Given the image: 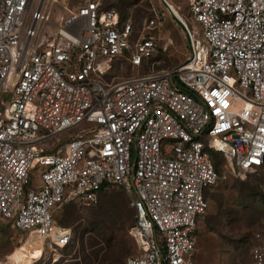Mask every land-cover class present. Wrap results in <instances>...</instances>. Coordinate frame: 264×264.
I'll return each mask as SVG.
<instances>
[{
  "label": "built area",
  "instance_id": "1",
  "mask_svg": "<svg viewBox=\"0 0 264 264\" xmlns=\"http://www.w3.org/2000/svg\"><path fill=\"white\" fill-rule=\"evenodd\" d=\"M188 9L201 33L174 15L181 65L117 77L114 61L140 70L158 52L157 18L137 30L104 0H0V221L41 241L30 264H60L71 244L57 210L94 207L111 188L135 212L139 254L125 264H197L205 191L264 165V0ZM255 238L253 264H264V233Z\"/></svg>",
  "mask_w": 264,
  "mask_h": 264
},
{
  "label": "rangeland",
  "instance_id": "2",
  "mask_svg": "<svg viewBox=\"0 0 264 264\" xmlns=\"http://www.w3.org/2000/svg\"><path fill=\"white\" fill-rule=\"evenodd\" d=\"M169 2L186 19L190 29L200 34V28L189 20V0H169ZM104 7H116L123 14L128 13L133 18V22L135 21L137 30H142L153 18H157L158 23L157 28L152 31V35L158 39L160 46L154 57L148 63L145 62L140 70H132L126 63L121 69L120 61L116 60L113 62L110 75L117 77L140 75L154 62L155 70L167 71L185 61L188 45L185 31L162 0H104ZM57 13L58 8L53 9L51 16L53 24L56 22ZM171 41L172 44H169ZM60 139L61 143L68 140L67 136ZM60 142L51 139L48 145L55 151ZM212 154L218 155L221 162L223 161L222 155ZM224 166L226 167V163ZM39 171V168L32 170L31 183L35 182L37 185ZM263 178V171L244 174L241 177H228L209 193L210 209L199 228L198 264H253L252 250L257 243L255 235L258 232L264 233V214L260 212L253 215L245 214L243 212L245 198L241 197L239 190L242 183L258 182ZM110 195L127 197L123 188H111L101 195L99 203L94 207H83L73 203L56 211V219L70 227L74 234L73 243L62 251L60 264H83L85 255L81 252V243L75 234L76 228L85 224L90 213L99 208L104 197ZM10 224L11 221H0V264H25L29 256L21 249V246L31 237L12 229ZM81 232L82 230L79 234ZM129 238L125 259L139 254V249L130 232ZM85 245L87 247L86 243ZM46 250L48 251V248ZM88 251L90 253V250ZM46 259L47 255H43L41 261ZM49 263L51 262L47 261L46 264Z\"/></svg>",
  "mask_w": 264,
  "mask_h": 264
},
{
  "label": "trees",
  "instance_id": "3",
  "mask_svg": "<svg viewBox=\"0 0 264 264\" xmlns=\"http://www.w3.org/2000/svg\"><path fill=\"white\" fill-rule=\"evenodd\" d=\"M117 10L121 15L122 20L131 18L133 21V18L129 16L128 13L123 14L120 9ZM134 23L135 21L133 22V25L134 27H136V24ZM212 159L216 171L219 175L222 176L224 172L223 167L225 164L224 159H222L223 161L221 162V158L216 154H212ZM257 171H263L264 173V165ZM221 182H224V180ZM219 183L216 186L205 191V199L209 205L208 212L210 209V200L208 195L214 188L219 185ZM105 192L106 191H103L100 194V198L101 195ZM239 193L241 194V197L245 198L243 202V209H245L243 212H245V214L250 213L251 215H253L258 212L264 214V178L258 182L254 181L251 183H242ZM133 211L134 210L130 207L127 197H119L114 195L104 197L99 208L90 213V217L87 222H85V224L83 225L78 226L75 231V234L79 238V241L81 243V252L85 255L83 264H90L91 262H95L96 264H125L126 249L130 242L129 232L135 223V212L133 214ZM56 221L61 226L70 228L63 223H60L57 219ZM200 224L198 225L197 229V251L200 239ZM81 230L82 232L79 234ZM73 241L74 234L71 244L73 243ZM85 243L87 244V247ZM88 250H90V253ZM197 259L196 262L198 264Z\"/></svg>",
  "mask_w": 264,
  "mask_h": 264
},
{
  "label": "bare ground",
  "instance_id": "4",
  "mask_svg": "<svg viewBox=\"0 0 264 264\" xmlns=\"http://www.w3.org/2000/svg\"><path fill=\"white\" fill-rule=\"evenodd\" d=\"M172 8H173V12H172L173 15H176L177 17L181 18V14L178 12L177 8H175L174 6ZM30 243H34L35 246H33L30 250H25L30 254V257L25 264H30L33 259H37L41 256V244H42L41 241L36 236H32L23 245L31 246ZM23 245L21 246V249H23L24 247Z\"/></svg>",
  "mask_w": 264,
  "mask_h": 264
},
{
  "label": "crops",
  "instance_id": "5",
  "mask_svg": "<svg viewBox=\"0 0 264 264\" xmlns=\"http://www.w3.org/2000/svg\"><path fill=\"white\" fill-rule=\"evenodd\" d=\"M28 241V240H27ZM30 245L31 246H28V245H23L24 247H23V251H25V250H30L33 246H35V244L34 243H30ZM26 254L30 257V254L28 253V252H26ZM198 255V254H197ZM196 259H197V257H196ZM198 261V260H197Z\"/></svg>",
  "mask_w": 264,
  "mask_h": 264
},
{
  "label": "water",
  "instance_id": "6",
  "mask_svg": "<svg viewBox=\"0 0 264 264\" xmlns=\"http://www.w3.org/2000/svg\"><path fill=\"white\" fill-rule=\"evenodd\" d=\"M178 20V19H177ZM179 21V20H178ZM180 22V21H179Z\"/></svg>",
  "mask_w": 264,
  "mask_h": 264
}]
</instances>
